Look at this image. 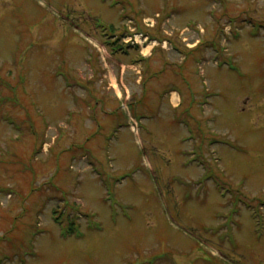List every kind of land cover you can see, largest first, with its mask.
Returning a JSON list of instances; mask_svg holds the SVG:
<instances>
[{"label":"rangeland","instance_id":"obj_1","mask_svg":"<svg viewBox=\"0 0 264 264\" xmlns=\"http://www.w3.org/2000/svg\"><path fill=\"white\" fill-rule=\"evenodd\" d=\"M0 264H264V0H0Z\"/></svg>","mask_w":264,"mask_h":264},{"label":"trees","instance_id":"obj_2","mask_svg":"<svg viewBox=\"0 0 264 264\" xmlns=\"http://www.w3.org/2000/svg\"><path fill=\"white\" fill-rule=\"evenodd\" d=\"M108 44H110V43H108ZM113 45H117V44L114 43ZM70 225H71V226H70L69 228H67V229H71V228L73 229L74 224H73V223H72V224L70 223ZM68 234H69V235H73V234H74V233H73V230H70Z\"/></svg>","mask_w":264,"mask_h":264},{"label":"bare ground","instance_id":"obj_3","mask_svg":"<svg viewBox=\"0 0 264 264\" xmlns=\"http://www.w3.org/2000/svg\"><path fill=\"white\" fill-rule=\"evenodd\" d=\"M147 51H148V49H147ZM175 99V98H174Z\"/></svg>","mask_w":264,"mask_h":264}]
</instances>
